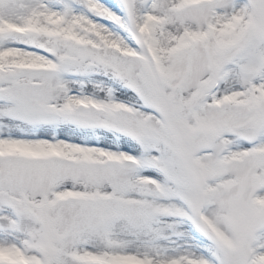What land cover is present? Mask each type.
Segmentation results:
<instances>
[{
  "label": "snow or ice",
  "instance_id": "snow-or-ice-1",
  "mask_svg": "<svg viewBox=\"0 0 264 264\" xmlns=\"http://www.w3.org/2000/svg\"><path fill=\"white\" fill-rule=\"evenodd\" d=\"M0 264H264V0H0Z\"/></svg>",
  "mask_w": 264,
  "mask_h": 264
}]
</instances>
